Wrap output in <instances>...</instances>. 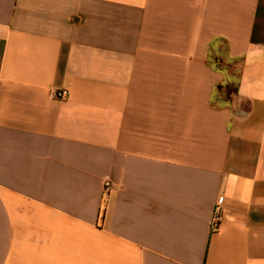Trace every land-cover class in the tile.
<instances>
[{
  "label": "crops",
  "instance_id": "1",
  "mask_svg": "<svg viewBox=\"0 0 264 264\" xmlns=\"http://www.w3.org/2000/svg\"><path fill=\"white\" fill-rule=\"evenodd\" d=\"M0 264H264V0H0Z\"/></svg>",
  "mask_w": 264,
  "mask_h": 264
},
{
  "label": "trees",
  "instance_id": "2",
  "mask_svg": "<svg viewBox=\"0 0 264 264\" xmlns=\"http://www.w3.org/2000/svg\"><path fill=\"white\" fill-rule=\"evenodd\" d=\"M218 50L211 48L208 63L216 71L227 74L230 81L227 84H221L217 88V96L214 101V107L229 104L233 100L232 91L239 93L241 68H237V64H241V60H233L229 57V45L226 41H220Z\"/></svg>",
  "mask_w": 264,
  "mask_h": 264
},
{
  "label": "built area",
  "instance_id": "3",
  "mask_svg": "<svg viewBox=\"0 0 264 264\" xmlns=\"http://www.w3.org/2000/svg\"><path fill=\"white\" fill-rule=\"evenodd\" d=\"M56 96L60 99V100H66L69 97V92L68 91H60L57 92ZM106 188L107 189H111L112 188V183L110 181H108L106 183ZM222 203L223 200L221 199L218 203V206L216 208L215 211V216H214V220H213V230L217 231L220 229L221 227V223H222Z\"/></svg>",
  "mask_w": 264,
  "mask_h": 264
},
{
  "label": "rangeland",
  "instance_id": "4",
  "mask_svg": "<svg viewBox=\"0 0 264 264\" xmlns=\"http://www.w3.org/2000/svg\"><path fill=\"white\" fill-rule=\"evenodd\" d=\"M237 68H240L241 67V64H237L236 65ZM232 94H233V99L236 97V92L232 91Z\"/></svg>",
  "mask_w": 264,
  "mask_h": 264
}]
</instances>
